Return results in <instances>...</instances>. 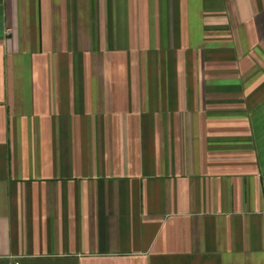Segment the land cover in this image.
<instances>
[{"label": "crops", "instance_id": "crops-1", "mask_svg": "<svg viewBox=\"0 0 264 264\" xmlns=\"http://www.w3.org/2000/svg\"><path fill=\"white\" fill-rule=\"evenodd\" d=\"M0 264H264V0H0Z\"/></svg>", "mask_w": 264, "mask_h": 264}]
</instances>
